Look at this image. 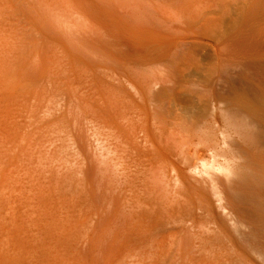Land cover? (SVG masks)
<instances>
[{
	"label": "rangeland",
	"instance_id": "obj_1",
	"mask_svg": "<svg viewBox=\"0 0 264 264\" xmlns=\"http://www.w3.org/2000/svg\"><path fill=\"white\" fill-rule=\"evenodd\" d=\"M256 2L0 0V264H264L263 186L233 202L236 212L211 197L208 216L191 196L192 207L172 212L184 222L191 211L186 225L136 216L126 198L137 183L133 175L125 183L126 123L115 122L112 105L118 97L122 105L129 80L167 74L172 90L163 79L154 88L184 101L190 93L209 119L222 114V130L239 141L228 155L245 151L237 161L263 176L264 115L258 139L242 131L249 104L264 114V0Z\"/></svg>",
	"mask_w": 264,
	"mask_h": 264
},
{
	"label": "bare ground",
	"instance_id": "obj_2",
	"mask_svg": "<svg viewBox=\"0 0 264 264\" xmlns=\"http://www.w3.org/2000/svg\"><path fill=\"white\" fill-rule=\"evenodd\" d=\"M256 1H257L256 2V4H257L258 0H256ZM262 1L263 0H261V2ZM255 5H254V7H255ZM259 6H261V4ZM258 9H260V7ZM163 76H164L163 78H162V76H161V78L158 77L159 79L156 77L144 78V79H140V80L134 79V80H136V82L134 80H132V81L129 80V82H128L129 86L128 85L127 86L130 87L131 89L129 88L130 89V90H128L129 93L126 96L124 102H122V105H121V101H118V98H119L118 96H117L118 98L114 97L115 99L112 101V102H114L112 105H113V114L115 115L114 116L115 122H116V120L118 121V119H119V121L122 119L123 123H126V128H125L126 134L119 133V135L120 134H123V136L126 135L125 139H124L125 142L122 140L123 138L120 137V139L122 140L121 142L126 144V146L128 148V149H126L127 152H124V151L123 152L125 154L127 153L126 156L128 158H126V157H124V158L128 159L126 161L128 162L127 165L129 166V169H127L129 171V172L128 171L127 172L129 174L128 175L126 174L127 178L125 175L124 176H125V180L127 181L128 179H130V176L133 175L132 179H133V177L134 178L136 177V180H133V181H137V183H135V186H133L134 184H132V186H130V187H129V185L131 183H129V185L126 184L127 189L132 188L131 190H134L133 194L135 196L133 194H131L132 191L127 190L129 192L128 193L129 195L126 194V196L128 195V197H126V196L125 197L128 199V198H130L129 196H131V198H132V195H133V198H132L133 200H131V198L129 200L131 201V206L135 205L137 207L139 213H137L135 211V209H136L135 207H130V208H134V211L138 214V215L136 214V216H139V214H144L143 217L147 216L150 219L152 218L153 220H155L154 222L157 221V223H159L158 221H160V220L166 221V219H167L166 222L171 221V219H172V221L174 219V221L177 222V220L175 218L177 217L179 220L182 214L178 217V214L173 216V214H175V213L172 214V212L175 209H177V206L178 207L181 206V204H184V207L187 204V206H186L187 208H188L189 204L191 206L192 203H189L191 196H196L197 201H195L196 202L195 208H197V210L198 209L203 210L206 206L205 205L207 203L206 201L210 200L211 197H215L216 200L223 203V206H222L223 208H225L226 206L230 208L232 206L230 208V209H232L233 206H235V205H233V202H235L237 200L239 201V199H242V198L245 199L249 195L251 196L252 193H251V191H249L251 188L256 189L259 186H260V188L262 186L264 188V181H262V179H261L264 175L260 176L259 172H256V171H258V169L256 171H254V169H252V167L248 165V163L249 164H251V163L250 162L247 163V159L244 160L241 158L240 162L237 161L239 159V153H241L242 157H244L243 152H245V151H240V149H239V147H241V146L243 147V145H241V146L238 145L239 146L238 149L240 151L239 153L237 152L238 155L235 152V150L233 151V156H231L232 154L228 155V153H231V152L228 150V148H225V147H229L232 142H233V145H234V142L237 144V142L239 143V141L237 139H235V136H234V139L237 141H234V140L231 141L230 140V137H232L233 134L230 133V134H232L230 137L228 136L229 133L226 135V133L229 132V129L226 126H224V128L226 127L228 129V130H225L227 132L225 133L222 130V128H223L222 124H224V123H222L223 121H221V120L223 119L222 118L223 115L221 114L222 119L220 118L221 115L218 116L219 115L218 113L216 116H213V117L211 116V119H209L210 116L208 118L205 117L204 115L208 116V113H209V111L207 109H206L207 112L205 114H203L204 112L199 113V111H196L195 108H192V106H194V105L190 106L191 104L189 105V103L186 101L187 99H189L188 97H189L190 93H188V97L185 96L186 97L185 101L182 98H179L176 96L174 97L173 96L174 94L173 93L171 94V92L169 91V90H172V88H170L171 86H173V85L170 86V83L172 82V80L168 78L169 75L167 76V74L166 75L163 74ZM165 76H167V78H168V79L166 78L167 80H171V81H169L170 83L166 80L167 84H165L166 83V82H164ZM162 79L164 82L163 84L165 86L168 85V87H164V88H170L168 90L170 93L168 91H166V92L163 91L161 87L160 88H154L153 84L158 85L159 83L157 84L156 81L157 82L162 81ZM160 84H161V86H163L162 82ZM185 94H187V93H185ZM192 94H194V93H192ZM196 94L197 95L194 96V99L196 100V98H197L198 101L200 102V99H201L200 96H203V95L199 94L200 95L199 96L198 93H196ZM255 96L257 97L258 95L256 94ZM255 96H253V98ZM259 96H258V99L261 97V96L260 97ZM263 96H264V94H263ZM183 97H184V95H183ZM192 99L193 98H190L191 101H192ZM209 99L211 100V97ZM209 99L207 98V100H209ZM254 99H252V100H254ZM195 100H194V102H196ZM201 100L203 101V99H201ZM204 100H206V99H204ZM216 100H218V99H216ZM221 100H222V98H221ZM255 100H254V102H255ZM260 100L262 101L263 99L260 98ZM220 101H218V102H220ZM205 102L208 103V101H205ZM222 102H223V100H222ZM223 103H225V101ZM235 104H238V103L236 102ZM244 104H245L244 102H243V104L242 103L238 104L237 107L243 110L244 107H242V106ZM248 104L249 103H247V105ZM256 104H258V103H256ZM262 104L259 101V105L261 106ZM223 105L224 106L219 105V107H218L217 102H216V108L217 107L220 108L222 106L221 108L223 109L226 106L225 104H223ZM249 105H248V108L247 107L246 108H247V111H249V113H251V115L249 114L251 116L250 117L251 119H250V121H247L248 123L244 124V126L241 123V125L243 126L242 131H243L244 136L247 137L248 139L256 140V139H258L257 137H259V135H261L260 134L261 129H259V127H260L259 122H260V124H261V122L264 123V118H263V121H259V120L261 119V117H263L264 114L260 111L262 113V116L260 114V117H259V115H258L259 110L257 109L258 114H256L257 110L254 111L253 106H252L253 111H250L251 106L249 107ZM212 106H211V108H212ZM233 106H236V105H233ZM239 106H241L242 108ZM209 108H210V106H209ZM213 108H214L213 110L215 111V105L213 106ZM196 109H197V107H196ZM225 109H227V108L225 107ZM231 109L232 108H230V110ZM213 110H211V112H210L211 115L214 112ZM242 110H240V112ZM119 111L122 112V114ZM223 111H225V110L223 109ZM228 111H229V109H228ZM233 112H235L234 107H233ZM240 112H239V115H242V114H240ZM219 113H222V111ZM119 114H121L122 116H120ZM201 114H203V115H201ZM231 115L233 116V113ZM249 115H247V117ZM224 117H225V115H224ZM239 117H238V119H239ZM242 117H244V116L242 115ZM247 117H246V119H247ZM228 118H226V119H228ZM238 119H237V121H238ZM122 120H121V122H122ZM241 121L243 122V120L240 119V122ZM257 122H258V124H257ZM117 123L119 124V122H117ZM228 124H230V123H228ZM123 125H125V124H123ZM238 125L240 127L239 123H238ZM115 126L116 125H114V127ZM232 126H234V124H232L231 127ZM236 126H237V124L235 125V127ZM235 127H233V128H235ZM239 127H238V130L240 129ZM116 128H114V129H116ZM233 128L231 130H233ZM119 129H121L120 126L117 130H119ZM235 130H236V128H235ZM262 130L264 132V129H262ZM242 131H240V132L242 133ZM113 132L115 133V135L113 134V137L115 138L116 133H118V132L117 131H113ZM119 135H117V136L119 137ZM263 135H264V133H263ZM239 139H241V138H239ZM260 139H262V138L260 137ZM244 140L247 141L246 138ZM250 141H248V143H250ZM116 142H118V140H116ZM251 142H253V141H251ZM258 142H260V141L258 140ZM119 143H120V140H119ZM240 143L242 144L241 141H240ZM244 144H245V142H244ZM251 144H250L251 149H253L254 146ZM233 145H231V146H233ZM254 145H255V142H254ZM258 145H257V147L260 146V145L259 146ZM123 146H125V145H123ZM126 146H125V148H126ZM247 146H249V145H246V148H247V150L245 149L246 151L249 150ZM260 147L262 148V147H264V145L263 146L261 145ZM125 148H123V149H125ZM236 148H237V145H236ZM118 149H120V148H118ZM229 149H232V148H229ZM255 149H257V148H255ZM262 149H261V151H262ZM236 151H238V150H236ZM257 151H258V154L259 153H261V155L264 154L263 153L264 150H263V152H261V151L259 152V150L257 149ZM247 153H249V152H247ZM251 153H254V149H253V151L250 152V154ZM258 154H256V156H258ZM119 155H121V154H119ZM206 155H208V156H206ZM245 155H246V153H245ZM252 157H254V156H252ZM259 157H261V156H259ZM259 157H258V160H262L264 158V156H262L261 159H259ZM249 160L251 161V159H249ZM118 161H116V162H118ZM262 162H264V159L262 160ZM252 163H254V161ZM258 163H260V161L257 162V164ZM257 166H259V165H257ZM263 169H264V167H263ZM119 171H120V169H119ZM133 181L128 180L125 183H128V182L133 183ZM134 187L136 190L134 189ZM256 192H258V191H256ZM134 197H135V200H134ZM130 201H129V203H130ZM218 201H217V203H218ZM250 201H252V200H250ZM126 203L128 204V201ZM132 204H134V205H132ZM254 204L256 205V203H254ZM259 204H261V203H259ZM219 206H220V204H219ZM179 208L181 209L182 206ZM179 208H178V211L175 210L176 213L179 212ZM235 208H236V206L234 207L233 210L236 212L237 209H235ZM127 210H130V209H127ZM186 210L187 209H184L188 218L191 217L193 215L191 213V211L188 215L187 212H189V210H187V212H186ZM206 210L204 209L203 211H206ZM132 213H133V211H132ZM206 213L208 216V210ZM242 213H244V212H242ZM231 214H233V213H231ZM186 215H185V217L187 218ZM133 217H134V215L128 220V222H130L131 219H133ZM141 217L139 216V218H141ZM185 217H183L184 222H183V219L181 218L182 221L179 220V222H177V223H180V221H181V225L185 224V222L187 223L188 218L186 219ZM198 217H200V216L198 215ZM164 218H165V220H162ZM144 219L145 218H143L142 220L144 221ZM231 219L233 220V218H231ZM134 220H135V218H134ZM132 221H131V223H132ZM138 221H139V219H138ZM190 221H191V218H190ZM190 221L188 220V222H190ZM244 221H246V220L244 219ZM139 222H141V221H139ZM134 224H138V223L134 222ZM141 224L144 225V223L141 222L138 229L141 230V234H142V232H143L142 230H144V229H140V226H142ZM190 224H191L190 225V227H191L192 223H190ZM240 225H241V223H240ZM128 227H130V226H128ZM146 227H147V225H146ZM180 227H182V226H180ZM143 228H145V225L143 226ZM171 228L173 229L172 226H171ZM131 229L133 230L134 228H131ZM129 230H130V228H129ZM190 230H191V228H190ZM172 232L173 231L171 230L169 232V234L171 233L170 235H172ZM146 240H147V238H146ZM150 241L148 239V244L144 241L145 245L144 244H141V245L147 246V245H149V243L152 244L153 241L152 242H150ZM164 241H166V240H164ZM140 242L143 243V240H140ZM154 242H156V241H154ZM159 243H160V240H159L158 244ZM161 243H162V241H161ZM162 245H163V243H162ZM154 246L155 245L152 244V248H154ZM158 247H159V249L154 248L156 250L154 252L155 254L161 252L160 249L163 248V247H160L159 245H158ZM141 248H142V246H141ZM141 248H139V250ZM143 248H145V247H143ZM142 250L143 249H141V251ZM143 251H144V253H147V254L153 253V250L151 248L150 249L146 248ZM138 252H140V251H138Z\"/></svg>",
	"mask_w": 264,
	"mask_h": 264
}]
</instances>
